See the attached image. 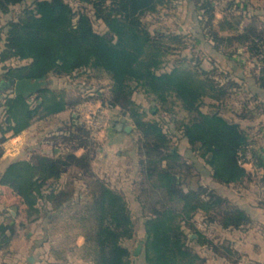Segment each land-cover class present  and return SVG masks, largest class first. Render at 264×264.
I'll use <instances>...</instances> for the list:
<instances>
[{
  "label": "trees",
  "instance_id": "trees-1",
  "mask_svg": "<svg viewBox=\"0 0 264 264\" xmlns=\"http://www.w3.org/2000/svg\"><path fill=\"white\" fill-rule=\"evenodd\" d=\"M25 1L0 0V12L7 13L12 6ZM77 1L83 9L91 6L94 16L101 19L111 33L97 32L90 13L76 11L65 0H34L31 7H26L18 19L9 21L5 27L0 49V62L4 63L0 73L1 87H10L9 80L40 79L48 74L57 79H76L84 73H88L90 78L107 77L108 93H94L92 97L123 109L130 118L145 147V151H141L144 159H140L145 177L141 183V194L144 195L146 187L150 186L156 197L147 207L148 202L142 201V195H139L146 214L143 213V246L138 255H142L144 264H204L205 257L195 252L190 242L211 247V250L215 246L199 231L195 232L197 235L193 239L189 237L187 228L197 230L195 216L201 214L208 219L206 222L235 229L252 223V216L238 205H230L229 197L224 198L217 187H183L177 171V165L183 162V158L178 150L169 148L175 136L170 133L168 125H163L164 117L169 116L174 122L176 114L173 108L178 102L190 119L180 122L175 132L181 133L191 150L211 168L213 181L225 187L240 184L249 177L239 162L240 152L250 148L254 164L263 168L264 160L240 124L219 113H207L201 106L209 92L219 89L220 94L229 90L235 93L241 86H231L232 79L225 75L223 80L220 79L222 81H218L201 68L196 70L175 64L172 69L164 70L165 57L170 50H187L200 43L198 37L188 35L190 31H152L145 22L146 16L175 7L177 0ZM187 1L193 2L188 5L194 7L193 16L199 22L202 38L210 48L221 50L225 26L235 28L239 21L234 23L225 19V15L217 18L220 0ZM246 1L245 11L249 7ZM230 3L229 10L239 8L237 1ZM234 39L247 44L250 54L258 61L259 80L264 87V30L251 23L243 32L226 40L231 42ZM12 60L21 64L11 65ZM137 89L156 103L150 113L156 116L162 113V120L148 119L145 110L133 99ZM77 103L79 101H69L63 93L52 88H43L29 98L7 93L3 104L5 114L0 122V156L7 132L20 134L35 120L73 110ZM70 126L75 129L72 137L79 138L82 145L92 142L95 156L100 142L92 139L84 125L74 122V119ZM82 135L84 139H81ZM72 158L77 166L88 170L89 153ZM60 164V160L46 156L36 160L18 159L0 175V184L11 187L21 197L27 217L40 214L39 204L43 201L52 204L55 210L61 209L73 202L74 192L63 190L60 184L63 174L58 169ZM95 181L97 188L92 191L93 201L88 205L94 214L95 224L92 235L87 237L96 252L95 263L133 264L132 251L126 245L136 235L129 204L124 194L102 180ZM224 202L225 209L222 207ZM43 212L52 211L44 208ZM14 230V224L0 223V248L8 246ZM227 252L230 248L225 245Z\"/></svg>",
  "mask_w": 264,
  "mask_h": 264
},
{
  "label": "rangeland",
  "instance_id": "rangeland-1",
  "mask_svg": "<svg viewBox=\"0 0 264 264\" xmlns=\"http://www.w3.org/2000/svg\"><path fill=\"white\" fill-rule=\"evenodd\" d=\"M33 1L34 0H26L21 4L12 6L7 13L0 12V45H3V38L5 37L4 33L7 23L11 20L18 19L26 7H31L33 5ZM65 1L69 2L76 11L85 10L89 12L93 20L94 28L97 32L102 34L111 33L105 23L101 19L94 16V10L91 6H87L86 9H83V6H81L77 0ZM191 3L193 4V2L189 3L187 0H177L175 3L176 6L172 9L162 10L158 14L149 15L144 18L145 22L152 31L179 30V32L186 33L191 30V34L189 33L188 35H194L200 40V43L195 44V47L193 48H188L187 50L183 49L182 51L177 50L175 52L170 50L165 57V66H163V68L165 71H168L172 69L175 64L188 66L196 70L201 68L204 71H207L210 75L212 74L216 77L218 81H222L223 76L225 75V41L222 43L221 50L212 49L209 45H207V42L202 38L203 35L200 34V29H198L200 28L198 25L199 22H197L198 20L195 16H193L192 12L194 11V7H189L188 5ZM216 12L220 17L221 15H225V0H220L218 2ZM10 63L11 65L21 64L20 61L16 60H12ZM52 77L54 76L50 74L48 77L49 82L46 88H52L57 92L63 93L69 101H79L74 109H76V107L84 101L97 100L95 97H92L94 93L103 95L109 91V81L107 77L103 76H94L90 78L88 73H84L80 77L72 80L54 79ZM133 85L136 86L135 84ZM218 90H213L208 93L209 95L204 97L201 109L207 113H219L225 117V93L220 94ZM5 91L13 92V88L8 87ZM133 99L141 106L142 109L145 110L148 115V119H161L163 116L162 113L159 114L160 116L158 114L156 116L150 113L151 108H153L156 103L152 102L150 100L151 98L147 97L140 89L135 91ZM74 109L62 115H56L47 119L39 120L37 129L35 130L36 132L33 136L38 139V141L41 140L42 142L40 141V143L42 145L33 146L30 144V148L32 149L29 150L28 146L27 150L31 153L27 154V158L31 157L37 159L38 157L45 156V154H47L52 159L58 161L60 160L61 164L58 166V169L59 172L63 174L60 184L63 185L62 187H64V191L74 192V195L72 196L73 202H71L70 205L68 204L69 206L64 207L63 210L56 209L52 213H47L49 214L50 219L54 220L52 233L64 234L68 240L67 242H69V247H73L72 245L75 244L78 236H84L86 249L92 250L96 255L92 243L87 240V237L92 235L95 224L94 214L92 210L88 209V205H90L93 201L92 191L97 188L95 186V180L99 179L124 194L129 204L130 212L135 224L136 239H134V243L132 244V249H135L136 245L139 243L143 244L144 239L143 213H146L142 208L141 200L143 201V199H145L148 202L147 207H149V202L151 204L156 198L155 194L152 193L153 191L150 186L146 187L147 191H145L146 193L144 195L141 194L143 187L141 183L145 178L142 174L144 172H142L140 164V159L143 158L141 154L145 151L144 141L134 130V125L128 120V116L125 114L124 110L121 108H113L112 113L115 115L116 124L120 123L124 127L127 123H131L133 134L129 137L128 142L129 140L131 141L129 146L119 148L123 157L114 158L107 152H101V145L98 146V150L100 151L98 153V157L97 153L94 156L95 147L92 142L88 141L87 144L84 143L82 145L78 136V139L72 137L75 129H72L70 124L72 119H74V121L76 119V117L73 116ZM173 111H175L176 114L174 116V122L171 121L169 116H165L164 118L167 122L164 121V119L163 125H168L167 127L170 129V133L175 136L174 139H171L169 148L178 150L183 158V162L180 160L181 162L177 165V171L179 172L180 180L184 188L197 189L200 186H208L210 188L217 187V191H221L223 194L221 195L224 198L229 192H232L234 195V191L239 189L240 192L244 191V193H246L247 196L244 198L247 201H254L256 197L254 193L257 190V193L260 191L264 192V177H262V173H256L252 170L249 173V177H247L242 183L232 186L231 189L230 187L228 188L222 186L210 179L209 173H212V170L197 154L191 150V148L188 151H185L186 144L182 141V134L175 132L179 123L188 122L190 117L187 112L181 108V105L178 102H176ZM77 122L78 124H81L79 120ZM85 129L87 128L85 127ZM111 131L112 130H110L107 134L111 133ZM104 135L105 134L101 135V137ZM43 137H47V148L43 145ZM82 138L84 139L83 135L81 139ZM96 141H99V139L97 138ZM131 145L132 149L130 151L129 148ZM129 152L134 155L132 162L128 158ZM84 153H89L91 157L87 171L81 166H77V162L72 158L80 156ZM115 153L116 152H114V154ZM121 158L123 160H121ZM136 166L138 167V170L135 173L134 171H136ZM75 193L77 194L75 195ZM140 194L142 195L141 200H139ZM233 195H227L229 196L228 200L230 201V205H233L235 204L234 202H236V198ZM222 207L225 209V202ZM219 213L220 212H217V214ZM211 215H215V213H211ZM207 220L208 219H205L201 214L196 215L194 221L200 224L196 225L195 222V228L197 230L194 231L187 228V233L189 237L193 239L195 235H197L195 233L196 231L201 232L206 238L208 237V239L215 246L214 248L217 247V250L214 248L211 250V247H202L193 242H190L192 245L191 247L194 248L195 252L199 253L202 257H205L206 261L204 264H225V228L221 227L217 223L206 222ZM202 222L205 224L203 225Z\"/></svg>",
  "mask_w": 264,
  "mask_h": 264
},
{
  "label": "crops",
  "instance_id": "crops-1",
  "mask_svg": "<svg viewBox=\"0 0 264 264\" xmlns=\"http://www.w3.org/2000/svg\"><path fill=\"white\" fill-rule=\"evenodd\" d=\"M231 1L233 0H225V19L234 23L239 21V25L235 28L225 26V32H223L225 33V76L232 79L231 86L232 84L238 85L241 86V89L235 93L232 90L225 93V118L240 124L249 133L255 151L262 157L264 155V87L259 80V64L250 54L247 44L236 39L228 42L226 39L243 32L251 23L264 30V0H245L249 5L246 11L244 10V0H235L239 8L229 10ZM216 16L218 19L223 17V15L220 17L217 12ZM211 43L209 44L212 45L213 43ZM2 47L3 45H0V49ZM2 66L4 63L0 62V70ZM5 90L1 87L0 76V122H2L5 114L4 97L10 93ZM93 101L98 102V99ZM69 111L72 110L69 109L57 115ZM128 120L131 122L130 118ZM38 121L35 120L29 128L20 134L15 135L11 131L5 134L7 139L1 144L3 152L0 156V175L13 161L18 159L36 160L31 157L27 158V154H31L27 150L28 146L29 150L32 149L30 144L33 146L42 145L41 140L38 141L33 136ZM130 122L126 126H131L132 122ZM107 133L103 137H99L101 152H107L114 158L123 157L119 148L129 146L131 140L128 142V139L133 134V129L125 131L123 128L115 127L111 133ZM43 140V145L47 148V137H43ZM182 141L186 144L185 151H188L190 145L187 139L183 138ZM131 149L132 145L129 150L131 151ZM99 152L98 150L97 157ZM114 152L116 153L114 154ZM128 155L132 162L134 155L131 152ZM45 156L49 157L47 154ZM121 160L123 159L121 158ZM244 167L248 173L252 170L256 173H262V177H264L263 167L256 164H247ZM137 170L138 167L136 166L134 172L136 173ZM209 177L213 180L212 173H209ZM232 186L235 185H230V189ZM257 191L254 193L256 196L254 201H247L245 199L246 193L240 192L239 189L234 191V195L232 192L227 194H232L236 198L234 205H238L251 214L252 223L240 229L225 228V245L230 248V252L225 253L227 254L225 255V264H264V192L257 193ZM68 204L71 203L65 204L61 210L69 206ZM39 208L40 214L35 213L27 217L24 214L26 206L22 203L21 197L11 187L0 184V223L14 224L15 226L8 246L0 248V264H96L95 253L86 249L84 236H78L75 244L72 245L73 247H69V242H67L64 234L52 233L54 220L50 219L49 214L43 212L44 208L53 212L55 209L52 204L43 201L39 204ZM198 224L200 223L196 222V225ZM202 224L205 223L202 222ZM134 239L126 242L132 251V263L144 264L142 255L133 254L138 246L136 245L135 249H132Z\"/></svg>",
  "mask_w": 264,
  "mask_h": 264
},
{
  "label": "built area",
  "instance_id": "built-area-1",
  "mask_svg": "<svg viewBox=\"0 0 264 264\" xmlns=\"http://www.w3.org/2000/svg\"><path fill=\"white\" fill-rule=\"evenodd\" d=\"M113 108L115 107L107 101H84L74 109L73 114L76 113L74 122L79 120L88 129L92 138L99 139L101 135L115 128L116 119L112 113ZM239 156V162L243 166L254 164V156L250 148L241 151Z\"/></svg>",
  "mask_w": 264,
  "mask_h": 264
},
{
  "label": "water",
  "instance_id": "water-1",
  "mask_svg": "<svg viewBox=\"0 0 264 264\" xmlns=\"http://www.w3.org/2000/svg\"><path fill=\"white\" fill-rule=\"evenodd\" d=\"M50 74L40 78V79H31V78H23L17 80H9L10 87L13 88V93L15 96L22 95L26 98H29L31 95L36 94L39 90L46 88L49 82L48 77ZM76 116V113L73 114ZM118 129H125V131H130L132 126H124L120 123L116 125ZM262 159L264 160V155H262ZM143 244L139 243L136 249L133 251L134 255H138L141 252Z\"/></svg>",
  "mask_w": 264,
  "mask_h": 264
},
{
  "label": "flooded vegetation",
  "instance_id": "flooded-vegetation-1",
  "mask_svg": "<svg viewBox=\"0 0 264 264\" xmlns=\"http://www.w3.org/2000/svg\"><path fill=\"white\" fill-rule=\"evenodd\" d=\"M113 106H114V105H113ZM114 107H115V108H119V107H117V106H114ZM128 118H129V117H128ZM117 124H118V123H117ZM117 124H116V125H117ZM116 125H115V127H116Z\"/></svg>",
  "mask_w": 264,
  "mask_h": 264
}]
</instances>
